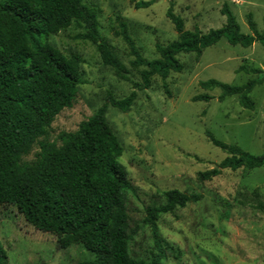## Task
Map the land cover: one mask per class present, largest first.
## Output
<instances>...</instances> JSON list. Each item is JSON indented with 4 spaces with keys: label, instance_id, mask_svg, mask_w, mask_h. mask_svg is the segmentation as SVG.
I'll use <instances>...</instances> for the list:
<instances>
[{
    "label": "rangeland",
    "instance_id": "1",
    "mask_svg": "<svg viewBox=\"0 0 264 264\" xmlns=\"http://www.w3.org/2000/svg\"><path fill=\"white\" fill-rule=\"evenodd\" d=\"M140 1L152 0H84L98 15V43L127 67V81L103 63L96 44L79 39L89 33L86 26L73 25L48 39L65 55L81 58L85 84L79 87L73 107L56 118L40 142H58L61 134L76 132L106 104L109 95L123 100L135 91L137 98L128 111L110 104L106 112L124 149L120 162L131 186L127 209L132 228L142 223L150 206L165 203L164 192L202 195L201 201L159 218L165 252L161 264H264V167L224 170L211 181L199 180L200 173L228 157L208 134L250 154L264 153V47L255 43L243 48L222 39L201 54L180 53L177 58L183 69L171 72L166 88L163 79L155 76L151 86L141 90L135 84L143 85L145 68L132 67L135 57L122 35L126 23L141 55L158 60L157 47L179 39L167 17L170 8L184 20L185 30L206 34L226 24L222 14L226 6L242 33L251 34L247 16L252 14L257 30L264 34V0H155L148 9H136ZM253 69L261 73L253 74ZM258 78L263 84L250 94L254 111L243 108L239 96L219 102L220 88L202 86L210 80L241 86ZM204 94L217 99L194 102V97ZM40 142L24 161H34ZM0 242L7 256L5 264H78L95 259L80 245L58 248L55 235L36 230L11 206L0 207ZM153 251L152 230L143 228L130 243V254L150 264Z\"/></svg>",
    "mask_w": 264,
    "mask_h": 264
},
{
    "label": "trees",
    "instance_id": "2",
    "mask_svg": "<svg viewBox=\"0 0 264 264\" xmlns=\"http://www.w3.org/2000/svg\"><path fill=\"white\" fill-rule=\"evenodd\" d=\"M155 0L136 3V9H148ZM227 22L220 29L203 34L185 30L184 20L172 8L167 17L175 26L179 39L167 46H158V60L144 58L123 24V39L135 60L133 68L144 67L141 90L151 86L159 76L167 87L171 72H180L183 65L180 53L201 54L227 39L233 46L250 48L255 43L264 47V34L257 30L252 14L247 16L250 35L244 34L226 6L222 10ZM86 26L88 34L79 39L97 45L105 65L112 67L119 78L128 80L127 67L110 49L99 44L98 15L84 0H2L0 2V207H15L36 230L57 237L60 249L80 245L95 256L94 260L78 264H149L130 254V243L143 228L152 230L155 250L150 264H161L165 256L158 220L174 214L202 195L186 194L179 190L164 192L165 203L150 206L140 225L132 228L127 209L130 182L125 166L120 162L123 146L110 128L106 112L111 104L128 111L137 94L123 100L109 95L106 104L95 115L80 124L73 133H63L58 142L44 141L56 118L73 107L79 87L85 84L82 60L67 56L52 46L48 39L62 31ZM241 71L249 73L245 68ZM253 74L261 71L253 69ZM263 81L253 79L241 86L223 84L216 80L203 83L207 89L220 88L219 102L239 96L240 105L254 111L250 94ZM216 97L204 94L194 102H210ZM212 144L228 155L216 168L202 172L201 182L211 181L224 170L259 169L264 167V153L250 154L236 145H228L208 134ZM60 140V142H59ZM39 152L33 162H26L33 146ZM6 253L0 242V264Z\"/></svg>",
    "mask_w": 264,
    "mask_h": 264
}]
</instances>
